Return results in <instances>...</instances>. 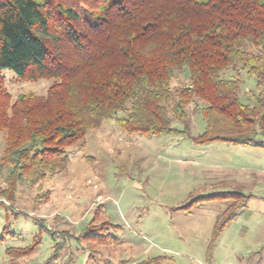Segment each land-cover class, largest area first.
<instances>
[{
    "label": "trees",
    "instance_id": "obj_1",
    "mask_svg": "<svg viewBox=\"0 0 264 264\" xmlns=\"http://www.w3.org/2000/svg\"><path fill=\"white\" fill-rule=\"evenodd\" d=\"M3 70L51 84L44 95L12 99ZM243 75L256 82L249 100L241 97ZM196 114L204 127L191 136L195 143L264 149V0H0V209L15 203L21 186L36 187L35 202H45L42 183L67 169V148L83 146L103 119L152 137L190 134ZM216 195L231 198L216 218V238L248 196L203 195L174 210ZM99 212L63 236L107 245L119 226ZM33 220L30 243L7 247L10 259L34 253L42 234H59ZM6 234L15 235L8 223L0 243ZM63 247L56 243L39 264L58 263Z\"/></svg>",
    "mask_w": 264,
    "mask_h": 264
},
{
    "label": "rangeland",
    "instance_id": "obj_2",
    "mask_svg": "<svg viewBox=\"0 0 264 264\" xmlns=\"http://www.w3.org/2000/svg\"><path fill=\"white\" fill-rule=\"evenodd\" d=\"M2 74L12 99L21 92L44 95L51 84L44 78L20 79L10 70ZM242 78L241 97L249 100L256 82ZM203 127L196 114L190 134L148 137L127 134L113 118L103 119L83 146L67 148V169L42 183L49 194L45 202H35L36 187L21 186L15 203L0 209V232L8 223L15 233L0 243V264L42 263L63 240L56 264H264V149L220 141L197 144L191 136ZM3 148L0 133V157ZM225 192L248 198L216 238V218L231 198L216 195L174 210L196 197ZM98 207L100 215L119 226L110 228L107 245L84 240L79 245L63 236L80 232ZM33 218L44 219L64 238L44 233L34 253L10 259L6 248L27 245L37 231Z\"/></svg>",
    "mask_w": 264,
    "mask_h": 264
}]
</instances>
